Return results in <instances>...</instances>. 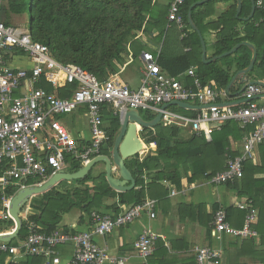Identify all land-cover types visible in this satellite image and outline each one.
<instances>
[{"label": "built area", "instance_id": "2783aa9c", "mask_svg": "<svg viewBox=\"0 0 264 264\" xmlns=\"http://www.w3.org/2000/svg\"><path fill=\"white\" fill-rule=\"evenodd\" d=\"M8 1L0 0V220L13 219L9 206L14 194H9L8 190L26 187L29 179H40L34 184L39 185L49 176L66 171V156L85 164L101 155L102 147L109 140L102 118L105 104L111 105L118 114L130 108L140 113H161L160 121L165 125L189 127L194 133H204L207 137L228 121L236 122L242 129L252 127L243 138L242 152L228 157L223 171L206 178L210 183H234L242 174L243 163L252 156V150L264 144V87L261 84L247 82L241 99L221 103L218 97L225 92L201 86L193 69L186 73L194 79L196 90L183 87L177 79L165 75L157 63V56L147 51L141 54L143 76L139 88H129L117 76L100 82L93 73L80 66L55 59L48 46L32 39L27 26L5 24L1 19V7ZM183 2L170 0L168 5V20L180 27ZM254 2L261 11L258 25L264 29V0ZM14 53L25 55L31 66H8L4 56ZM60 75L64 85L76 84L69 97H58L41 87L42 79L57 87ZM21 87L26 90L20 95L15 94ZM172 101H194L207 107L195 117L185 116L162 108ZM81 106L87 109L90 133L89 143L83 149L77 147L67 128L56 118ZM142 130L138 126V133ZM245 207L247 213L239 228L227 223L223 208L216 209L212 219L214 232L234 238L256 237L252 224L257 219V209L251 201ZM142 213L155 216L151 200L131 204L114 215L92 211L91 229L72 235L39 232L34 222L24 217L26 237L17 244L0 241V256H7L5 264L27 256H43L47 259L44 264H119L124 258L106 254L94 237H103L118 226H126ZM155 240L154 233L143 231L134 242L138 254L143 258L149 256ZM67 242L73 243V252L62 258L54 249ZM220 257L219 250L208 246L198 247L195 254L197 264H220Z\"/></svg>", "mask_w": 264, "mask_h": 264}, {"label": "crops", "instance_id": "0c3cea01", "mask_svg": "<svg viewBox=\"0 0 264 264\" xmlns=\"http://www.w3.org/2000/svg\"><path fill=\"white\" fill-rule=\"evenodd\" d=\"M154 1L157 5V9H159V13L162 15V17L159 18L160 21H163L161 26L154 28L149 32H136V37L138 38L136 44H142L145 49L142 48L139 55L135 54L134 47L131 52H126L125 54L126 56L128 55V59L124 62L123 59H121L123 65L121 70L111 73L106 79L111 76H117L122 83L128 85L129 88H139L143 76L141 54L142 52L147 51L157 56V63L165 75L174 77L183 87L196 90L197 86L194 83V79L186 73L188 69H193L197 74V79L201 86H207L214 90L225 92L218 97V101L221 103H230L241 99V92L247 82L258 81L260 82L259 84L264 87V73L260 69L253 70L258 54V48L255 44L246 39H242L232 46L233 48L237 44L247 42L256 50L254 64L252 68L245 73H242L241 71L248 67L252 58V49L250 47L239 45L236 50L231 53L229 52L232 48L220 54L216 53L217 48L224 46L225 43L223 42L225 34L228 33L229 26H232L233 23L235 24L234 31L238 33V38H243L245 36L246 26L252 24L255 27L258 26L259 19L256 17L259 13L261 14V11L256 6L253 9L252 0H196L189 6V8H187L185 15H183L186 18L185 23L182 14H180L182 18L181 27L174 21H169L167 18L170 0ZM208 1H210V4L204 8H199L197 10L198 13L195 14L194 17L192 9L195 6ZM7 15L10 24L18 25L17 22H15L17 20L16 15L11 16L13 14L10 12ZM189 16L191 17L193 26L190 24ZM26 26L29 28V25ZM241 46H245L249 49L250 58L248 65L239 69L238 57L241 55L244 56V54L243 52L236 53V51ZM225 56L230 57L222 59ZM22 58L27 60V65L22 64ZM4 62L8 66L14 68H29L31 66V62L22 53L5 55ZM201 63L213 64L214 68L217 67L227 71L230 76V81L224 87L217 85L215 80L210 78H208L205 83H202L200 80L201 78L199 79L197 73L198 67ZM188 64L189 66H186ZM181 66L186 67L181 71L174 73L177 68ZM57 78L59 83L57 87L54 86L55 89L66 86L63 84L61 75ZM42 82L48 83L44 79H42L40 84H42ZM25 90V87H21L15 94L20 95ZM184 103H187L189 106L182 107L175 105L188 114L170 111L180 115L195 117L198 113H201V109L207 107L206 105H199L194 101H187ZM170 106L173 105L167 106L168 110ZM106 113H112L111 115L116 114L112 106L108 104L102 106V117H108L109 115L107 116ZM70 114L69 119L63 117L65 114L58 115L56 118L67 128L77 147L83 149L88 145L90 139L87 109L85 106H81ZM156 115L157 113L147 112L143 113L142 117L145 120H149L146 117L152 116V118H150L151 120ZM230 122L235 123L240 128L236 122L228 121L222 124L219 129L212 130V132L221 131L223 125ZM159 123L163 124L161 121H159ZM104 125L108 126L109 124L104 123ZM84 127H86V129H84ZM180 128V137L189 138L191 135H197L204 136L207 141L211 140V135L210 137H207L204 133L196 134L191 131L189 127ZM119 129L120 125L112 144L107 146V148H110V155L103 154L102 152L101 154L111 158L114 140ZM244 130V135L240 140H234L231 135L228 137L229 148L236 153L233 156L242 152L243 138L250 129ZM139 137L143 141L140 133ZM143 144L144 147L138 153L139 161H142L146 156L151 154L155 148V142L145 143L143 141ZM258 146L252 150V156L248 159L251 160L254 165H260L263 161V156ZM104 149L105 148H103V150ZM132 157L133 156L124 160L125 165L134 178L135 183L132 188L135 187L136 189H141L142 187L144 189L145 196L142 203L151 200L153 202L155 216L150 217L148 213H142L126 226H118L103 237L95 236L96 243L104 247L106 254L123 257L124 261L119 264H197L195 259L197 248L200 246H208L220 251V264H263L259 259L261 255L264 254V224L260 225L258 223V213L256 221L252 224V228L256 231V237H228L214 232L212 226L213 212L218 208H223L225 210L226 221L230 226L239 228L243 225L245 218L243 213H247L245 204L251 201V199L245 195L239 194L242 174L234 183L214 184L207 181L206 178L188 181V176L191 175V171L185 173L179 168L180 179L179 184L176 185L171 182L169 178L154 180V172L143 171V173L139 175L135 168L130 167V159ZM226 161L224 162L225 164L221 171L224 170ZM95 166H98L100 171L97 175L103 172L105 174V165L103 162L97 163L94 167ZM209 173L210 171H208V174ZM112 175L114 177L119 176L118 168L114 163H112ZM261 177H263L261 173L255 175V178ZM139 180L143 186L140 184L136 185V181ZM35 183L26 185H34ZM71 183L74 182L71 181ZM74 184L73 188H84V185ZM59 185L60 184H57L53 188H55L56 191H59V189H57V186ZM67 187L71 189L70 185H67ZM131 189L120 191L112 188L111 194L102 198L101 206L97 209H92L89 212L84 211L80 207L74 206L70 208L69 206L64 205L59 214L60 219L51 232L57 231L72 235L77 232L91 229L90 213L92 211H99L109 215L123 212L132 203L125 205L120 204L119 196L121 193L127 192ZM17 191L18 190L15 189L11 194H15ZM172 191H174V193H172ZM42 194L31 198L28 207L20 215L22 220L24 217L29 218L30 216L39 213L38 209L32 211L30 204L35 198L41 200L38 204L43 203L44 199L42 198ZM71 210H74V215L72 216L68 215ZM145 230L154 233L156 240L151 254L143 258L138 254L134 242ZM17 243L18 241L16 244ZM54 250L62 258L68 257L73 252V243L67 242L57 245ZM37 257L44 258L43 263L41 264H44L45 261H47L43 256ZM24 259L25 257L18 259L12 264H21ZM6 261L7 256L1 255L0 264H5ZM105 264L110 263L106 262Z\"/></svg>", "mask_w": 264, "mask_h": 264}, {"label": "trees", "instance_id": "16d2710c", "mask_svg": "<svg viewBox=\"0 0 264 264\" xmlns=\"http://www.w3.org/2000/svg\"><path fill=\"white\" fill-rule=\"evenodd\" d=\"M31 20L29 30L34 41H38L49 47L55 59L62 63H74L81 68L93 73L100 82L104 81L111 73L121 70L123 67L121 59L123 53L131 52L136 44V32H149L161 26L162 15L157 9L154 0H31ZM196 0H184L180 7V14L186 22L185 11ZM214 1V0H212ZM26 0H9L7 5L1 7V19L9 25L7 14L18 16L25 11ZM210 1L197 5L192 9L195 17L199 8H204ZM6 5V6H5ZM206 13V12H205ZM232 13V12H231ZM260 13L256 17L259 19ZM163 20V19H162ZM235 24L229 26L225 34L224 46L217 48L216 53L228 51L232 46L246 39L258 48L257 60L254 69H260L264 73V29L261 25L246 26L243 38H238L234 31ZM258 38V39H257ZM243 52L244 56L238 57V68L242 69L249 63L250 51L241 46L236 53ZM134 54V53H133ZM225 56L222 59H227ZM186 66H189L186 65ZM185 66V67H186ZM183 66L177 68L181 71ZM198 77L202 83L210 78L217 85L224 87L230 81L227 71L213 67V64H203L198 67ZM173 74V72H172ZM42 87L48 93H54L58 97H69L76 88V84H67L63 88L55 89L53 85L42 82ZM108 117H102L109 135V140L103 146L112 144L114 136L120 125L119 115L106 113ZM147 118L150 120L152 116ZM248 129H252L249 127ZM244 129H240L235 123L223 125L221 131H213L211 140L207 141L204 136L191 135L189 138L180 137L181 128L176 125H165L158 123L153 128H143L140 133L145 143L155 142V148L151 154L139 161L136 154L130 159V167L135 168L141 175L143 171L154 172V180L169 178L171 182L178 185L180 179L179 168L185 173L191 171L188 181L208 178L210 174L221 171L227 157L236 153L230 150L228 137L240 140L244 135ZM144 147V144L142 145ZM103 154H106L104 150ZM263 156L262 164L254 165L251 160H246L242 165V177L240 179L239 194L245 195L252 201L257 209L258 223L264 224V144L258 146ZM68 171L74 172L81 168L84 163L80 160L66 156ZM208 171L210 173L208 174ZM262 174L263 177L255 178ZM40 179H32L26 184L38 182ZM84 188L67 189L56 191L55 188L42 194L44 199L42 206L36 208L39 213L30 216L37 231L49 233L55 228L60 219L63 204L71 207H80L86 212L97 209L102 204V198L111 194L104 172L93 176L91 172L81 180L73 181ZM141 185V181H136ZM67 181L59 184L65 185ZM87 183V184H86ZM15 189L8 190L11 194ZM145 191L136 189L121 193L120 204H137L144 200ZM48 198L55 199L50 203ZM32 206V202L30 204ZM244 212V211H243ZM243 216L245 214L243 213ZM244 218V217H243ZM14 226L11 219L0 220V234L9 232ZM258 229V228H257ZM26 221L22 220V226L10 244L26 237ZM264 238V236H263ZM263 242V239H262ZM252 248V247H251ZM42 257L27 256L21 264H41ZM264 264V254L259 259Z\"/></svg>", "mask_w": 264, "mask_h": 264}, {"label": "water", "instance_id": "95a60500", "mask_svg": "<svg viewBox=\"0 0 264 264\" xmlns=\"http://www.w3.org/2000/svg\"><path fill=\"white\" fill-rule=\"evenodd\" d=\"M252 3L254 9V0H252ZM189 21L190 24L193 26V22L190 16ZM239 45H246L252 49V58L250 60V63L246 69L241 71L242 73H245L249 71L254 64L256 58V50L249 43L242 42L233 47L229 53L236 50ZM251 83L259 84L260 82L254 81ZM175 104L182 107L189 106L187 103L181 101H172L168 104H164L162 108ZM160 118L161 113H158L153 119L145 120L142 117V114L137 109L132 108L119 112L120 129L114 140L111 158L103 154L98 155L90 159L77 171H60L49 176L46 181L39 185H30L19 189L12 196L9 206V212L11 217L13 218L12 221L14 223V226L9 232L0 234V241L10 242L17 236L22 226V219L20 215L28 207L31 198L49 191L61 181H75L85 178L91 172L94 165H96L97 163H104L105 177L111 188L120 191H126L128 189H131L134 186L135 182L130 170L125 165L124 160L128 157L138 154L139 151H141L143 148V142L138 136V126H140L141 128H153L156 124L159 123ZM112 163H114L118 168V177H114L112 175Z\"/></svg>", "mask_w": 264, "mask_h": 264}, {"label": "rangeland", "instance_id": "374dc122", "mask_svg": "<svg viewBox=\"0 0 264 264\" xmlns=\"http://www.w3.org/2000/svg\"><path fill=\"white\" fill-rule=\"evenodd\" d=\"M7 3H6V5H7ZM25 3H26V5H25V11H23L21 14H19L17 16V20L15 21L21 27H24L26 25H29L30 20H31V3H32V1L31 0H26ZM11 16H15V15H11ZM142 48L145 49V47H143V45L140 44V43H137L136 45H134V52H135V54L136 55L137 54L139 55L140 54V50ZM123 54L124 55L122 56L123 57L122 59H123V62H124L125 60L128 59V55L126 56L125 53H123ZM21 62H22L23 65H27V60L26 59L22 58ZM169 110L174 111V112H178V113H181V114H188L185 111H183L182 109L178 108L176 105L170 106L169 107ZM70 113H66L63 117H66V119H69V117L71 115ZM141 114H143V113H141ZM144 117H146V116H144ZM105 118H106V116H105ZM106 123H108V122L106 121ZM84 129H86V127H84ZM104 152L107 155H110V148H107V146H106L105 149H104ZM67 171H68V169H67ZM99 172L100 171H99L98 166H95L91 170V174L92 175H97ZM68 182L65 185L61 184V185L57 186V189H59V191H63L67 187V185H70L71 189H74L73 187L75 185L74 184L75 182L74 183H71V181H68ZM67 189H68V187H67ZM47 200H49L50 203H53L54 201H56L54 198L53 199L48 198ZM39 201H41V200L40 199L37 200L36 198L32 201V206L30 207L32 211L35 210L36 208H38V206H39V208L42 206V203L41 204L40 203L38 204ZM63 206H64V204H63ZM68 215H70V216L74 215V210L69 211V214Z\"/></svg>", "mask_w": 264, "mask_h": 264}, {"label": "clouds", "instance_id": "9594fccd", "mask_svg": "<svg viewBox=\"0 0 264 264\" xmlns=\"http://www.w3.org/2000/svg\"><path fill=\"white\" fill-rule=\"evenodd\" d=\"M143 142V141H142Z\"/></svg>", "mask_w": 264, "mask_h": 264}]
</instances>
